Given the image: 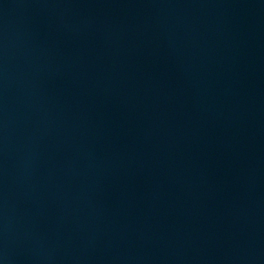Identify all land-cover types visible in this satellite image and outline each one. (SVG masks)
Masks as SVG:
<instances>
[{"label": "water", "instance_id": "95a60500", "mask_svg": "<svg viewBox=\"0 0 264 264\" xmlns=\"http://www.w3.org/2000/svg\"><path fill=\"white\" fill-rule=\"evenodd\" d=\"M0 264H264V0H0Z\"/></svg>", "mask_w": 264, "mask_h": 264}]
</instances>
